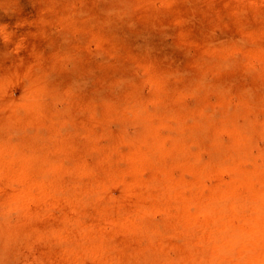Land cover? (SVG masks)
Wrapping results in <instances>:
<instances>
[{
    "label": "rangeland",
    "instance_id": "1",
    "mask_svg": "<svg viewBox=\"0 0 264 264\" xmlns=\"http://www.w3.org/2000/svg\"><path fill=\"white\" fill-rule=\"evenodd\" d=\"M205 69L207 72L204 73ZM197 78L204 82V86L210 85L208 92L204 87L196 86V90ZM231 82L264 85V0H0V144L3 140H12L13 144L9 142V145L16 142V145L25 146L19 147L27 153L23 155L41 153L48 155L49 159L59 157L66 167H71L77 161L97 163L89 142L94 137L103 153L108 146L115 144L109 134L124 128L130 139L117 142L118 149L113 150L116 153L112 154L110 162L97 168L98 177H103L102 167L127 170L123 173L124 179L116 177L108 191L115 203L137 198V192L126 191L125 180L134 176L148 179L155 172L148 166L134 171L137 163L117 156L118 151L131 150L135 144L132 141L139 134L132 119L118 116L132 93L139 91L152 110L157 108L160 97L165 106L195 107L203 100L209 111L220 117L227 103L233 108L241 101L236 89L228 91ZM186 85L191 88L189 93L185 90ZM214 85L222 88L217 89ZM258 85L256 88L260 87ZM28 90H34L30 100L43 119L42 129L31 123L26 128L15 126L8 129V103L28 99ZM176 95V99L173 98ZM24 108L21 105L16 112L25 115ZM106 112L107 122H103L102 114ZM263 115V112H258L257 116ZM106 129L109 133H104ZM160 130L165 134L175 132L165 126ZM221 134L224 142L230 140L229 132ZM25 141L30 143L28 147ZM262 149L264 139L259 137L253 147L254 155L257 156ZM2 151L6 154L8 149ZM208 156L207 151L202 152L203 160ZM181 162L173 166L174 176L183 174L188 179L192 178V174L186 172V164ZM66 173L61 175V183L74 179L72 172ZM218 177L226 181L230 174L222 171ZM90 178L89 175L84 176V180ZM213 180L214 177L208 176L204 182L211 185ZM3 195H0L1 264L111 262L96 260L89 253L59 259L54 243L42 237L44 226L59 224V217L68 213L79 216L85 223L100 222L102 214L99 208L104 201L94 206L87 204L80 211H75L69 203L60 200L52 205L53 211L51 206L48 209L52 217L49 215L42 221L35 219L30 222L26 208L36 211V204L29 203L21 212L8 209L2 204ZM156 210L153 208L149 210L150 214L147 213L152 222L162 218L163 212ZM49 217L54 218L53 221ZM97 217L99 220L96 221ZM106 226L110 229L109 225ZM8 230L10 232H5ZM116 240L121 242L124 239L117 234Z\"/></svg>",
    "mask_w": 264,
    "mask_h": 264
},
{
    "label": "bare ground",
    "instance_id": "2",
    "mask_svg": "<svg viewBox=\"0 0 264 264\" xmlns=\"http://www.w3.org/2000/svg\"><path fill=\"white\" fill-rule=\"evenodd\" d=\"M233 82L229 84L228 91L236 89L241 101L233 108L227 103L220 117L210 112L203 100L195 107L171 105L170 102L171 106H165L160 97L157 108L152 110L139 91H135L125 101L118 116L132 119L139 134L131 140L135 142L132 149L124 153L118 151L117 156L127 157L137 163L134 171L143 166L154 168L155 171L148 179L134 176L125 180L126 191L137 192L136 199L132 197L134 200L120 204L113 202L108 194L116 177L121 176L119 178L123 180V173L127 170L123 172V168L102 167L103 177L97 175V168L110 162L112 154L116 153L113 151L118 149L116 143L130 139L125 129L120 128L117 132L111 131L109 136L115 140V144L108 146V150L103 153L94 137L89 142L97 163L77 161L71 167H66L59 157L49 159L48 155L41 153L23 155L25 152L21 149L25 146L16 145V142L9 145V142L13 144L10 139L9 142L1 141L0 191L5 195L2 204L21 212L29 203H35L38 212L27 208L25 212L31 222L35 219L42 221L49 215L52 217L48 209L60 200L69 203L75 211H80L87 204L94 206L104 201L99 208L102 214L100 222L85 223L79 216L68 213L59 217V224L53 222L55 226L46 224L42 228V237L54 243L55 254L59 259L89 253L96 260H110L114 264H264V149L257 156L253 153L256 139H264V115L257 116L258 112L264 113V90L260 88H264V85L256 84L260 86L256 88L255 84L250 86ZM204 85L201 79L195 83V87H204L208 92L210 85ZM220 86L215 88L221 89ZM189 88L187 86L185 90ZM33 94L34 90H28V99L20 103H8V129L15 126L24 128L27 124L30 126L29 123L37 128L43 126V119L30 100ZM21 105L26 107L25 115L16 112ZM107 116V112L102 114L103 122H107ZM161 126L171 127L175 132L165 134L160 130ZM224 131L231 135L228 142L220 138ZM104 133H109L108 129ZM4 148L8 149L6 154H2ZM203 151L208 152L207 160L202 158ZM21 152L22 155L19 154ZM180 161L186 164V172L191 173L192 178L188 179L183 174L174 176L173 166ZM222 171L230 174L229 180L223 181L218 177ZM66 172H72L74 179L61 183V175ZM86 175L91 178L84 180ZM208 176L215 179L211 185L204 182ZM153 208L163 212L160 221L152 222V219L147 218V213ZM17 211L14 212L17 214ZM117 234L122 235L124 240L118 242Z\"/></svg>",
    "mask_w": 264,
    "mask_h": 264
}]
</instances>
